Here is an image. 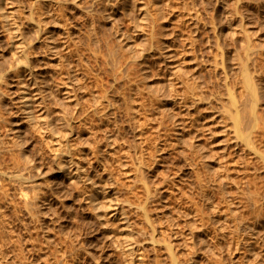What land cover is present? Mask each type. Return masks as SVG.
Listing matches in <instances>:
<instances>
[{"label": "rangeland", "instance_id": "374dc122", "mask_svg": "<svg viewBox=\"0 0 264 264\" xmlns=\"http://www.w3.org/2000/svg\"><path fill=\"white\" fill-rule=\"evenodd\" d=\"M60 1L64 5L63 15L61 10H54L51 13L52 15L46 13L47 23H42L45 32L38 38L35 27H33L34 20L30 18V9L35 11L36 16L34 15V17L39 19V17L41 18L40 12L42 9H46V6L50 9V5L54 3V0H0V65L6 68L7 77L6 86L1 83L0 90V112L5 118L2 117L0 121V169H2L1 173L13 170L12 153L3 150V148L8 146L13 148L14 143H11V141H14L15 137L18 139L23 137L25 139L24 143L28 141L25 144V150L23 149L24 157L26 156L30 159V162H34L36 167L38 165L36 168L34 164L33 167L35 168H32V170L34 169L33 178L40 184L42 198H46V200L45 198H41V201L38 200V203L40 201L39 208L44 210L47 207L44 213L48 211L46 213L48 215L44 213L40 215L41 217L44 216L42 217L43 220H39L40 216L37 217L38 219H30V215L26 214L23 211L24 209L20 207L18 195L14 194L12 189L8 191V196L2 198L1 201L6 207L4 212L1 209L0 219L4 216L0 220V226H6L7 234L15 230L14 234H10L13 237H15L16 231H18L16 235L22 233L18 235V238L20 236L22 238L20 237V241H17V246L16 244L12 246V243L5 245V248L9 249L7 251L4 248L7 254H4L1 250L2 247L0 248L2 251L0 261L3 262V258L1 259L3 254L4 257L8 256V258L6 257L7 262L5 261L4 264H22L25 257L28 264H31V260L37 262L34 264H63L64 262L67 264H171L169 258L166 257L163 244L166 240L172 239L176 243L181 264H264V215H261L263 217L260 218L263 220V223L261 220L263 227L261 224L257 227L261 232L259 233L261 234L260 242H254L253 244V241L250 240L252 246L246 244L247 237L244 235L247 234L246 230L245 232L241 230V235H239L237 232H230L232 228H226L229 232L225 238L223 237V240H220L218 247L214 246L211 241V239H217L221 235L219 223H221V220L223 222L227 213L230 215L235 209L239 215H243L244 212V214H248L246 207L237 201L235 195L233 194V198L231 196L232 191H236L233 180L239 179L250 172L251 177L256 175L257 184L264 187V161L257 153L255 154L254 150H250L240 143H237L238 145L235 143L237 139H234L232 133V119L227 112L229 101L227 89L223 84L224 73L221 69V61L224 60L227 65L229 64L232 67V73L229 65L227 66L229 70L226 69L229 73L230 83L234 84V80L240 76L238 71L235 72L238 69L235 66L236 63H232L234 60L228 58L226 53H223L222 56L220 49L217 48L218 37L216 31L219 28V39H221L219 41H222L224 51L226 48V51L234 49L243 55L245 53L243 45L247 44L249 40V68L259 86H261L260 88L264 90V0ZM91 1L93 3L90 4ZM121 1L126 3L119 6L118 3ZM103 2L104 5L100 4ZM110 2L118 7L114 6L113 10L110 8L111 17L109 19H114L120 31L125 33L124 43H129L139 49L140 42H143L142 40L149 36L152 27L154 29L153 41H150L149 37L147 44L141 51L144 56L137 53L136 60L132 62L133 58L129 56L130 52L122 48L120 52H124V57L129 60L128 64L131 63L128 68L124 65L118 81L112 77L114 74L112 69L105 71L103 68H99L98 62H92L94 58H92L88 44L91 25L86 9H93L92 12L95 13L99 5V9L106 4H108L106 5L108 7ZM101 5L103 6L101 7ZM145 8L152 12L155 11L158 18L149 21L148 24L142 23ZM109 19L105 20V25L99 32V37L103 36L100 43L104 50L106 49L103 43L105 41L110 42L115 48H119L118 35H115L112 20ZM13 21H16L20 26V34L17 37L13 33ZM153 22L156 23L152 26ZM48 30V34H52L55 44H60V46H57L58 52L60 48L63 50L59 54H62L66 59L72 57L69 60L73 63L77 62L78 67L86 68V71H83L84 73L80 69L78 70L80 73H78L75 72L76 67H73L75 73L72 71L71 73H74L75 76L71 75L67 78V72H64L66 75L63 73V80L56 78L54 74L52 75V78L56 79L55 81L59 79L60 82L64 80L65 82L62 83L64 85H61L60 82L52 80L51 87L54 83H58L60 85L57 86V84L56 86L61 88V91L57 93L59 96L57 94L56 96L54 91L56 87L51 88L54 96H49L47 100L48 104H51L50 106L46 107L43 104L40 93L35 94L32 98L30 97L34 115L38 116V119L41 115L45 116L44 114L48 111L53 115L58 113L59 116V113L63 112L61 109L65 108L63 107L64 104L66 103L65 106L69 105L68 107L71 110L69 108L67 116L69 117L70 114L71 117L76 116L74 118L70 117L73 130L68 131L71 134L67 132L68 135H65V137L62 134V139L63 127L58 117L55 118L54 125L56 130L60 131L59 134L56 135L57 131L54 133L48 132L49 129L46 130L45 125L44 129L46 131L43 130V132L47 135L41 130L36 133L37 135L30 132L31 130L26 125V113L20 110L21 100L19 96L20 85L22 83L28 84L29 77L28 75L24 77L22 75L17 76L14 71L9 69L19 53V47L17 48L14 45H17V42L21 41L22 38L27 44H32L33 49H31L34 51L32 60L35 63L38 78L45 77L51 80L49 76L53 72L52 66L46 62L44 57L46 52H44L45 50L41 44ZM67 42L70 45L68 48L72 47L73 49L74 46L72 54H75H67L68 51L65 50L67 49L65 47ZM150 42L154 44L151 45ZM76 54H81L83 58L81 61L85 60L86 62L88 60L86 65L88 67L83 65L86 64L84 61L80 62L79 59H76L78 58ZM74 58L76 59L75 62ZM92 63L96 64L93 65ZM97 64L96 68H91L92 65L96 66ZM131 65H134V68H131ZM66 67L64 68L65 71L67 70ZM108 67L106 66V68ZM89 68L93 70L91 73H88ZM20 71L21 67H19ZM233 73L235 74L233 75ZM80 74H83L80 79L83 82L78 81V84H81L78 86L77 81L74 82V79H76L74 77H79ZM70 82L72 88L75 89L71 92H74L71 99L80 101L78 107L80 105L87 107V112L84 107L81 109V106L80 109L76 106L77 108L73 111L76 101L70 99L69 102V100H65L66 98L63 99V96H67V89L65 90V88L70 86L67 85L71 84ZM234 86L235 92L240 94L238 93L241 92L238 82ZM31 87L27 86L25 89L29 92ZM47 87L48 85L45 83L41 89ZM2 89L7 91V95L3 98ZM77 96L78 98H76ZM131 100L134 104V110L129 108L128 105ZM59 106H62V108ZM259 106L258 110L260 112L264 111V105L260 104ZM89 107L96 110L91 109L92 112L94 111L92 113ZM84 112L87 116L82 114ZM72 113L74 114L72 115ZM18 132L20 135H18ZM41 132L45 138L52 134L49 137L50 140L48 138L46 142ZM114 132L115 134L112 135ZM75 133L78 135L76 136ZM40 135L43 142L39 137ZM17 138L15 140H18ZM56 139L62 143L60 142V145L55 143L58 142ZM65 141L71 146L73 144L74 149L77 148L75 151H77L78 156H75L78 165H82L86 173L92 177L89 191L96 197L92 201L86 198L83 199L84 195L79 186H70L72 178L68 174L71 175L70 170L73 169L74 165L69 166L68 171L70 173L66 174L68 177L63 176V172L58 168L59 158L56 151H58L57 148H63L65 144L68 145ZM107 141H109V144H107ZM45 142L50 143L47 145ZM44 143L45 145H43ZM51 144L55 145L52 147ZM40 146L45 147V149L40 148ZM259 146L264 150L263 143ZM46 150L47 152H45ZM41 152L46 153L47 157ZM16 154H18V151ZM66 158L68 157L65 156ZM39 160H43L41 161L43 164ZM30 162L27 164L29 169H31ZM46 163L51 165L50 168ZM47 168L50 170H47ZM209 173L212 174V180H207L208 175L206 174ZM250 173L246 177L250 176ZM221 174L223 177L225 174L226 177L230 175L227 177L229 180L224 179L227 184L224 188L226 190L225 194H227L226 198L219 194L218 185L213 180ZM231 176L234 179H231ZM7 177L8 173L5 180L4 176L1 177L3 180L1 179L0 185L3 182V187L7 186L8 183L9 186L12 185L13 181L11 182ZM48 184H51L50 188H48ZM148 186L152 191H155L153 192L154 197L150 196L149 199H147L145 190ZM2 188L0 191H2ZM263 189L261 188V195L264 194ZM44 190L45 192H43ZM227 190L231 193L228 194ZM263 197L261 199L264 200ZM263 200H260L261 204L259 203L262 206L259 205L261 214H264ZM139 202L147 205L151 212L150 216L156 220L155 227L159 232L157 241H153L150 237V228L145 223L143 215H141ZM94 204L98 208H94ZM50 206L54 209L53 211L50 210ZM71 210L75 214V218L69 216ZM52 212L57 217L54 218ZM119 212H122V214L119 215ZM27 217L28 219H26ZM123 217L125 219H121ZM7 222L11 227L7 225ZM12 224L15 226H12ZM34 224L40 229H35ZM229 224L231 225L232 221ZM59 230L62 234L59 233ZM209 233L212 236H209ZM231 233L233 236H230ZM236 233L239 235V239L237 238L239 241L234 239ZM202 237H206V240L202 241ZM210 237L212 238L209 241ZM232 238L236 241H233ZM19 243H22L23 250ZM207 246L212 247V249ZM19 248L21 251H19ZM14 250L19 251L21 255L13 252ZM8 252H11L10 255ZM15 253L16 257H12ZM23 254H25L24 259H22ZM28 254L31 255V258ZM17 256L19 259L20 256L22 257L19 260ZM27 263L25 261L24 264Z\"/></svg>", "mask_w": 264, "mask_h": 264}, {"label": "bare ground", "instance_id": "6f19581e", "mask_svg": "<svg viewBox=\"0 0 264 264\" xmlns=\"http://www.w3.org/2000/svg\"><path fill=\"white\" fill-rule=\"evenodd\" d=\"M94 1V0H93ZM100 1V0H99ZM110 1V0H109ZM124 1V0H123ZM123 1H121V2H119L118 3V5L120 6H123L125 3L123 2ZM34 2V1H33ZM37 2V1H36ZM62 1H60V0H54V3L52 4V5H50V9H48L47 8V6H46V9H42V11L40 12V14H41V18L39 17V19H36L35 17H34V15H35V11H33L32 9H30V18L32 19V20H34V24H33V27H35V33H36V36L38 37V38H40L41 36H42V34H44V30H45V28L43 27V24L42 23H47V21H46V13L48 14L49 13V15L54 11V10H61V13H62V11L64 10V5H63V3H61ZM101 2V1H100ZM106 2H107V0H106ZM65 3V2H64ZM91 3H93L92 1L90 2V4ZM111 3V2H110ZM109 3V6L108 7H106V5H108V4H106L103 8H100L99 9V6H98V9H97V11L94 13V12H92V10L93 9H86V12H87V16H88V18H89V22H90V25H91V33L89 34V41H88V44H89V51L91 52V54H92V58H94V59H90L89 58V60H91L92 62H98V64H99V68H103L105 71L108 69H112L113 71H114V74L112 75V77L115 79V80H119L120 79V77H121V72H122V70H123V67H124V65L126 66V68H128V65L130 66V63L131 62H129V64H128V59H126L125 57H124V52L122 53V52H120V51H122V48L124 49V50H127L128 52H130V54H129V56L131 57V58H133L131 61L133 62L134 60H136L135 59V57L137 56L136 54L138 53V54H140V55H143V53H141V51H142V49L144 48V46L147 44V39L149 40V37H150V41L153 39V35H154V32H153V27L151 28V31H150V33L148 34L149 36H147V37H145V39H143L142 41L143 42H140L141 43V46L139 47V49H137V48H135L134 47V45H131V44H129V43H124V38H125V33L124 32H122V31H120V28L116 25V23H115V20L114 19H109L110 17H111V14H110V11L111 10H113L114 9V6H117V5H114V4H110ZM90 4H89V6H90ZM99 4V3H98ZM100 4H103L104 5V2L103 3H100ZM93 5V4H92ZM103 5H101V7L103 6ZM36 6V5H35ZM34 6V8H36ZM85 7V6H84ZM118 7V6H117ZM33 8V7H32ZM110 8H111V10H110ZM38 9V8H37ZM154 9V8H153ZM35 10V9H34ZM88 10V11H87ZM37 11H39V10H37ZM57 12V11H56ZM61 13H59V14H61ZM37 15H38V12H37ZM45 15V16H44ZM52 15V14H51ZM62 15H63V13H62ZM7 16V14L5 15V17ZM36 16V15H35ZM158 18V16H157V14H155V11L154 12H152L151 10H149V9H147V8H145L144 9V13H143V15H142V23H144V24H148L149 23V21L151 22V21H154V19L156 20ZM51 19V18H50ZM106 19H109V20H112V26L114 27V33H115V35H118V47L119 48H115L114 46H112L111 44H110V42H103L104 44H105V46H106V49L104 50V48H102V45H101V43H100V41H102V37L103 36H101V37H99V32H100V30L103 28V26L105 25L104 23L107 21ZM106 20V21H105ZM50 22V21H49ZM60 23V22H59ZM115 23V24H114ZM154 23H156V22H153L152 23V26L154 25ZM50 24V23H49ZM141 27H142V29H143V26L141 25ZM50 30H51V28H50ZM20 26L18 25V23L16 22V21H13V33H14V36L15 37H17L19 34H20ZM48 32H49V30L47 31V34H46V36H44L43 38H44V41H42V47L44 48V52H46L45 54H44V57H45V59H46V62L47 63H49L50 64V66H52V70H53V72H51V75L49 76L50 78H51V80L50 79H47V78H45V77H39L38 78V76L36 75V68H35V63L33 62V60H32V57H33V52L34 51H32V44L31 43H26L22 38H21V41H18L17 42V45H14L15 47H19L18 49V51H19V53L17 54V59L14 61V63H12L10 66H9V69H11L12 71H14V73L17 75V76H19V75H22V77H24V76H27L28 75V77H29V82H28V84H24V83H22V81H21V91L19 92L20 93V100H21V105H20V110H22L23 111V113H26V118H27V126H28V128H29V130H31L30 132H32V134L33 133H37V132H39L40 130L43 132V130H44V132L46 131V130H48V132L50 131V133L52 132V133H54L55 131H57L58 132V130H56V127H55V123H54V120H55V122H56V119L55 118H57L58 117V119L62 122V129H63V133H61V139H62V134L64 135V137H65V135H68V134H66L67 132L68 133H70V131L71 130H73L72 129V124H71V121H70V115H69V117L67 116L68 115V113H69V108L70 107H68L67 105V107L65 106V104H64V106L63 107H65L64 109H61L62 108V106H59V107H61L60 109H61V111L63 110V112H60L59 113V116L56 114V113H54V115H53V113H49L50 111H48V113H45L44 115L45 116H42L41 115V117H39L40 119H38L37 117L38 116H36V115H34V112H33V109H32V102H30L31 101V99H30V97L32 98L35 94H37V93H40L41 94V96H40V99L42 100V102H43V104H45V106L47 107L49 104H48V99H49V96L51 97V96H54V93H53V90L52 89H54V87H56L55 89H54V91H55V95L58 93V92H60L61 91V88H59V87H57V86H59L60 84L61 85H64V84H62L63 82H65V80L64 81H59V79H58V81H55L52 77V75L54 74V76L56 77V78H60V80H63L64 78V75H66L67 74V78H69V77H71V75H73L75 72H78V70L80 69L82 72L86 69V68H82V66H80V67H78V65H77V62L76 63H73V61H71V60H69V59H71V58H69V57H67V59L66 58H64V56L62 55V54H59V52L62 50V48H60L59 50V52H58V48H57V46H60V44L59 45H56L55 44V42H54V40H53V38H52V34H48ZM220 31H219V28H217V31H216V33H217V37H218V43H216V45H217V48H219L220 49V52L222 53V56H223V53H226V54H228V58H231V59H233L234 60V62L232 61V63H236L235 64V66L237 67V69L238 70H236L235 72L237 73V71H238V74H239V78L238 79H235L234 81V84H232V83H230L231 81H230V79L228 78V71L227 70H229V69H227V66L229 65H227V63L224 61V60H222V58H221V66H222V72L224 73V76H223V78H224V80H223V84L225 85V87H226V89H227V93H228V104H229V106L227 107V112H228V115H229V117L232 119V124H233V130H232V133H233V135H234V139L236 140L237 139V141L235 142L236 144L237 143H240V144H242L244 147H248V149H250V150H254L255 151V154L257 153V155L259 156V157H261L262 158V160L264 161V150H263V148H261L259 145H261V143H263V145H264V111H262V112H260V110H258V108L260 107L259 105L260 104H263L264 105V90H262L263 88H260L261 86H259V83L257 82V80H256V78L253 76V74L251 73V70H250V68H249V64H248V56H249V53H248V50L250 49V44H249V40L247 41V44L245 43L244 45H243V48H244V50H245V53L242 55V53L240 54L239 52H236L234 49H228L227 51H226V49H225V51H224V49H223V43L221 44V42L222 41H219V40H221V39H219V33ZM232 34V33H231ZM68 35V34H67ZM88 35V34H87ZM92 35H94V36H92ZM102 35V34H101ZM247 36H248V34H247ZM246 36V37H247ZM88 38V37H87ZM248 38V37H247ZM140 39V38H139ZM104 40H106L105 38H104ZM65 41V40H64ZM63 41V42H64ZM133 41H135V39H133ZM141 41V40H140ZM153 41V40H152ZM95 42V43H94ZM98 43H100L99 45H97ZM65 44V43H64ZM69 43L67 42L65 45V47L67 48V49H65V50H67L68 51V53L67 54H69V55H71L72 54V50H74V46H73V49H72V47L71 48H68V47H70V45H68ZM104 44H103V46H104ZM150 44L151 45H153L154 43L153 42H150ZM19 45V46H18ZM96 45V46H95ZM63 46V45H62ZM76 46H78V45H76ZM88 46V45H87ZM32 48V49H31ZM80 48V47H79ZM104 50H102V49ZM224 48H225V45H224ZM76 50H77V48H75ZM81 49V48H80ZM64 50V51H65ZM81 50H83V49H81ZM238 50V49H237ZM63 51V50H62ZM67 51H65V52H67ZM78 51V50H77ZM87 51H88V49H87ZM89 51L87 52L88 54H89ZM235 51V52H234ZM64 52V53H65ZM83 52V51H82ZM84 52H85V50H84ZM71 53V54H70ZM77 53V52H76ZM80 53V52H79ZM73 54H75V53H73ZM72 54V55H73ZM83 54V53H82ZM77 56L76 57H78V58H76V59H79L80 60V62H83L84 61V63H86V64H83L84 66H86L87 65V61L88 60H86V62H85V60H83V61H81L83 58L81 57V54H76ZM86 56V55H85ZM144 56V55H143ZM230 56V57H229ZM88 57H90V55H88ZM87 57V58H88ZM75 59V58H74ZM76 59L74 60V62L76 61ZM69 60V61H68ZM217 62V61H216ZM220 62V61H219ZM95 63V64H96ZM231 63V64H232ZM88 64H89V62H88ZM91 64V63H90ZM93 64V63H92ZM95 64H93V65H95ZM98 64L96 65V66H91V68L93 69L94 67L96 68L97 66H98ZM216 64V63H215ZM233 64V65H234ZM66 65H67V67H66ZM219 65H220V63H219ZM106 66L108 67V68H106ZM230 66V65H229ZM234 66V67H235ZM19 67H21V71L19 72ZM66 67V71H65V68ZM73 67H76L75 68V72L73 71L74 70V68ZM86 67H88V66H86ZM134 68V65H131V68ZM231 67V66H230ZM51 68V67H50ZM219 68V67H218ZM92 69H88L89 71H88V73H91V71H93ZM227 69V70H226ZM231 69H232V67L230 68V71H231ZM234 70H235V68H233ZM129 70V69H128ZM71 71L72 72H74V73H71ZM86 71V70H85ZM6 68L5 67H2L1 65H0V90H1V83H3L5 86H6V82H7V77H6ZM66 74H65V73ZM104 72V71H103ZM233 71H231V73H232ZM63 73H64V75H63ZM78 73H80V72H78ZM77 73V74H78ZM84 73V72H83ZM94 73V72H93ZM56 74V75H55ZM97 74V73H96ZM127 74V73H126ZM235 73H233V75H234ZM59 75H63L62 77L60 76V77H57V76H59ZM81 75H83V74H80V76L79 77H74V78H76V79H74V82H75V80L77 81L76 83H77V85L79 86V84L81 83V82H83V81H80V79L82 78L81 77ZM85 75V74H84ZM90 75V74H89ZM89 75H88V77H89ZM237 75V74H236ZM42 76V75H41ZM73 76H75V75H73ZM72 76V77H73ZM238 76V75H237ZM48 77V78H49ZM65 77V78H66ZM234 77V76H233ZM92 78H93V76H92ZM236 78V77H235ZM71 79H73V78H71ZM89 79V78H88ZM52 80H54V82H60V84H55L54 82V84L52 85V87H51V84H52ZM69 81H70V79H68ZM232 80V79H231ZM237 80V81H236ZM78 81H80V83L78 84ZM130 82H132L131 80H129ZM230 81V82H229ZM72 82V81H71ZM70 82V83H71ZM238 82V84H239V86L238 87H240V91L241 92H238V93H240V94H237L236 92H235V86L234 85H236V83ZM47 84L48 85V87L46 88V89H41L42 88V85L44 86V84ZM24 84V85H23ZM42 84V85H41ZM32 86L31 88H30V90L31 91H29L28 92V90H26L25 88H27V86ZM57 85V86H56ZM66 85V84H65ZM67 85H70V86H68V87H70L69 88V90H68V87L67 88H65V90L67 89V91H66V94H67V96H63V99H65V100H69V102H70V99L71 98H73V93H71L73 90H75V89H73L72 87V83L71 84H67ZM81 85V84H80ZM77 86V87H78ZM76 87V86H75ZM81 87V86H80ZM52 88V89H51ZM63 88V89H64ZM88 89H90V88H88ZM86 91H88V90H86ZM91 91V90H90ZM7 91L5 90V89H2V98L3 97H5V95H7V93H6ZM35 92V93H34ZM30 93H31V95H30ZM75 93H76V91H75ZM80 93V92H79ZM82 93V92H81ZM68 94H69V96H68ZM88 94V93H87ZM58 95V94H57ZM56 95V96H57ZM75 96H76V94H74ZM201 95H202V93H201ZM59 96V95H58ZM61 96V95H60ZM72 96V97H71ZM76 98H78V96L76 97ZM81 98V97H80ZM20 100H19V103H20ZM62 100V99H61ZM71 100H75V99H71ZM76 102L74 103V109H73V111L75 110V108H77L78 107V104L79 103H81L80 101H77V100H75ZM53 102V101H52ZM94 102V101H93ZM92 103V102H91ZM96 103V102H95ZM17 104V103H16ZM55 104H56V102H55ZM69 104V103H68ZM51 105V104H50ZM49 105V106H50ZM53 105V104H52ZM56 105H58V104H56ZM83 105V104H82ZM91 105V104H90ZM89 105V106H90ZM129 108H131L132 110H134V104H133V102H132V100L129 102ZM19 106V105H18ZM18 106H17V109H18ZM77 106V107H76ZM81 106V105H80ZM79 106V107H80ZM93 106H94V104H93ZM92 106V107H93ZM97 106V105H96ZM78 107V108H79ZM84 107V106H83ZM82 106L80 107L81 109L83 108ZM91 107V106H90ZM89 107V108H90ZM95 107V106H94ZM98 107V106H97ZM54 108H55V106H54ZM79 108V109H80ZM85 108V107H84ZM87 108V107H86ZM85 108V109H86ZM96 108V107H95ZM95 108H93V109H95ZM92 108H90V110H91ZM92 109V110H93ZM19 110V109H18ZM70 110H71V108H70ZM92 110H91V112H92ZM96 110V109H95ZM263 110H264V108H263ZM51 111H52V109H51ZM54 111H57V110H54ZM53 111V112H54ZM60 111V110H59ZM58 111V112H59ZM80 111V110H79ZM47 112V111H46ZM76 112L78 113V111L76 110ZM75 112V113H76ZM86 112H87V109H86ZM88 112L90 113V111H89V109H88ZM94 112V111H93ZM92 112V113H93ZM97 112V111H96ZM51 114V115H50ZM55 114L57 115L56 117H55ZM74 113H72V115H73ZM82 114H86L85 112L84 113H82ZM4 116V115H3ZM2 116V114H1V112H0V121H1V118L3 117ZM51 116H54L53 118L51 117ZM76 116V115H75ZM74 116V117H75ZM80 116V115H79ZM85 116H87V114L85 115ZM73 117V116H72ZM71 117V118H72ZM73 117V118H74ZM81 117V116H80ZM4 118V117H3ZM43 118V119H42ZM5 119V118H4ZM63 120V121H62ZM68 120V121H67ZM72 120V119H71ZM83 120V119H82ZM85 120V119H84ZM88 120H89V118H88ZM91 120H92V118H91ZM16 121V120H15ZM26 121V120H25ZM17 122V121H16ZM91 122V121H90ZM90 122H88V123H90ZM73 123V122H72ZM80 123H81V121H80ZM80 123H79V125H80ZM84 124V123H83ZM93 124V123H92ZM44 125L46 126V130L44 129L45 127H44ZM57 126V125H56ZM59 126V125H58ZM85 126H86V124H85ZM84 126V127H85ZM54 127H55V129H54ZM90 127V126H89ZM27 128V129H28ZM88 129V128H87ZM22 130V129H21ZM68 130H70V131H68ZM62 131V130H61ZM24 132H26V130H24ZM41 132V133H42ZM43 132V133H44ZM60 132V131H59ZM59 132L58 133H56V135L57 134H59ZM73 132V131H72ZM40 133V134H41ZM43 133L41 134L42 135V137L44 138V140H46V142H47V139L52 135H50L49 137H46L45 138V136H43ZM65 133V134H64ZM78 133V132H77ZM92 133V132H91ZM26 134V133H25ZM29 134V133H28ZM27 134V135H28ZM45 135H47V133H44ZM49 134V133H48ZM71 134V133H70ZM76 134V133H75ZM75 134H74V136H75ZM115 134V132L114 133H112V135H114ZM18 135H20V133L18 132ZM22 135V134H21ZM24 135V134H23ZM22 135V136H23ZM37 135V134H36ZM38 135H39V133H38ZM41 135L39 136V137H41ZM53 135H55V134H53ZM78 134H76V136H77ZM12 136V135H11ZM17 136V135H16ZM29 136V135H28ZM59 136V135H58ZM14 137V136H13ZM19 137V136H18ZM30 137V136H29ZM34 137V136H33ZM35 137H37V136H35ZM42 137L40 138V139H42ZM53 137V136H52ZM68 137V136H67ZM73 137V136H72ZM89 137V136H88ZM15 138H17V137H15ZM15 138H14V141H11V139H10V141H11V143L13 142L14 143V147L13 148H11V147H9L8 145V147H4L3 148V150L5 149V150H7V151H9L10 153H12V159H13V164H12V167H13V170L12 171H10V172H8V171H4V172H2L1 173V170L2 169H0V173L2 174V176H4V180H5V177H6V175H7V173H8V177H7V179H9V180H11V182H12V185L10 184V186H9V183H8V185L7 186H5V187H7V188H5V187H3L4 186V183L3 182H1V187H0V189L2 188V191H0V212H1V209H2V212H4V209H5V207H6V205H4V203L3 202H1L2 201V198H6L7 196H8V191H10L11 189H12V191H13V193L14 194H16V195H18L17 197L20 199V207L21 208H23L24 210L23 211H25L26 212V214L28 213L29 215H30V219L31 218H39V216L40 215H42L43 213H44V210L47 208V207H45V209L43 210V209H40L39 208V203H40V201H41V198H42V196H41V194H42V189H41V187H40V184H38L37 182H36V179H34L33 178V171H34V169L32 170V168H35L36 167V164L33 162L32 163V161L30 162V159L29 158H27L26 156L24 157V151H23V149H24V147H25V144L28 142H26L25 141V143H24V140L25 139H23V137H21V138H17L18 140H15ZM59 138V137H58ZM57 138V139H58ZM75 138V137H74ZM77 138V137H76ZM37 139V138H36ZM55 139V138H54ZM54 139H53V142H54ZM56 139V140H57ZM67 139V138H66ZM85 139L87 140V138L85 137ZM29 140V139H28ZM49 140H50V138H49ZM51 140H52V138H51ZM59 140V139H58ZM57 140V141H58ZM64 140H65V138H64ZM63 140V141H64ZM75 140V139H74ZM73 140V141H74ZM36 141V140H35ZM71 141H72V138H71ZM76 141H77V139H76ZM31 142V141H30ZM33 143H34V141H32ZM37 142V141H36ZM42 142H43V139H42ZM45 142V143H46ZM52 142V141H51ZM61 142V141H60ZM60 142L58 141V142H55V143H59V145H60ZM66 142V141H65ZM75 142V141H74ZM10 143V144H11ZM32 143V144H33ZM45 143L43 144V145H45ZM50 143V142H49ZM49 143L47 144V145H49ZM62 143V142H61ZM64 143V142H63ZM67 144H68V142H66ZM70 143V142H69ZM114 143V142H113ZM36 144H38V143H36ZM40 144H41V142H40ZM71 144H72V142H71ZM76 144V143H75ZM107 144H109V141H107ZM35 145V144H34ZM52 145V144H51ZM55 145V144H54ZM54 145H52V147L54 146ZM66 145V144H65ZM64 145V147H63V144L61 145L63 148H57L58 149V151H56V149H55V151H56V153L58 152V158H59V160H58V168H60L61 169V171L63 172V176L65 175V176H67L66 174H68V168H69V166H71V165H74V167H73V169L72 170H74V171H72V170H70V172H71V175L70 174H68V176H70V178H72L71 179V184H70V186L72 185L73 187L74 186H79L80 187V189L82 190V192H83V195H84V197H83V199H88L89 201H92L94 198H96L95 197V195H92L91 193H90V191H89V186H90V184H92V177L91 176H89L90 174H88V173H86V171H85V168L84 167H82V165H78V160H76V156L75 155H77V151H75V149H77V148H73L74 147V145L72 144V146L70 145V144H68V145H66L65 146ZM238 145V144H237ZM57 146H58V144H57ZM56 146V147H57ZM48 147V146H47ZM51 147V148H52ZM113 147V146H112ZM243 147V148H244ZM263 147V146H262ZM39 148V147H38ZM40 148H43V147H41L40 146ZM49 148V147H48ZM65 148V149H64ZM240 148H242V147H240ZM239 148V149H240ZM16 149H18L17 151H18V154H16L17 153V151H14V150H16ZM43 149H45V147L43 148ZM47 149V148H46ZM50 149V148H49ZM53 149V148H52ZM247 149V150H248ZM25 150V149H24ZM78 150H79V147H78ZM0 151H1V148H0ZM37 151V150H36ZM40 151V150H39ZM52 151V150H51ZM253 151V152H254ZM45 152H47V150L45 151ZM54 152V151H53ZM230 152V151H229ZM253 152H251V153H253ZM39 153V152H38ZM42 154H44V152H41ZM55 153V152H54ZM232 153V152H231ZM230 153V154H231ZM49 154H51V153H49ZM45 156H46V153L44 154ZM32 156V155H31ZM30 156V157H31ZM36 156V155H35ZM38 156H40V155H38ZM43 156V155H42ZM65 156L66 157H68V158H66L65 159ZM78 156V155H77ZM207 156V155H206ZM23 157H24V159H23ZM47 157V156H46ZM32 158H33V156H32ZM43 158V157H42ZM46 159V158H45ZM34 160V159H33ZM44 160V159H43ZM43 160H41V161H43ZM49 160V159H48ZM47 160V161H48ZM40 161V160H39ZM40 161V162H41ZM29 162H30V168L31 169H29V166L27 165V164H29ZM42 163V162H41ZM45 163V162H44ZM52 163V162H51ZM34 164H35V167H33L34 166ZM38 164V163H37ZM43 164V163H42ZM47 164V163H46ZM48 165V167L49 166H51V165H49V164H47ZM209 165V164H208ZM208 165H207V167H208ZM28 166V167H27ZM39 166H41V165H39ZM7 167V166H6ZM9 167V166H8ZM7 167V168H8ZM11 167V168H12ZM37 167H38V165H37ZM36 167V168H37ZM47 167V166H46ZM2 168V167H1ZM50 168V167H49ZM49 168H47V170L49 169ZM39 169V168H38ZM46 169V168H45ZM210 169V168H209ZM7 170V169H6ZM11 170V169H10ZM42 170V169H41ZM44 170V169H43ZM47 170H46V172H47ZM50 170V169H49ZM226 170V169H225ZM37 171V170H36ZM209 171V170H208ZM40 172V171H39ZM45 171H44V173H46ZM53 172V171H52ZM69 172V173H70ZM228 172V171H227ZM246 172V171H245ZM38 173V172H37ZM250 172H248V174H249ZM1 174H0V176H1ZM48 174V173H47ZM56 174V173H55ZM224 174V173H223ZM247 173L245 174V176L243 175V177H244V179H243V177H238L239 179H235V180H233V184H234V186H235V188H236V191L235 190H233L232 191V198H233V194L235 195L234 197L235 198H237L238 200V202H240V203H242V205H244V207H246V209H247V211L246 212H248V216L246 215V214H244L243 213V215H245L244 217H243V215H239L238 213H236V211H235V209H234V211H232V214H226L225 216L226 217H224V219H223V222H222V220L220 221L221 223H219L220 225H219V231H220V229H221V235L220 236H218V238L217 239H215L214 238V236H213V238H214V240H212L211 238L212 237H210L209 238V241H210V239H211V241L214 243L213 245L214 246H217L218 247V245L220 244L219 242H220V240L222 239H224L225 238V236L227 235V233L229 232V230L227 231L226 230V228L228 229V228H232V229H230V232H237V233H239V235H241L240 233L242 232L241 230H244V232H245V230L247 231V234H244V235H246V239H247V242H246V244L247 245H251L252 246V243H251V241L250 240H252L253 241V244H254V242L256 243H258V241L260 240V236H261V234H259V233H261L259 230H258V228L257 227H259V225L261 224V220L262 219H260L261 217H263V216H261V215H264V214H261V210H260V200H263V199H261V197H263V193H262V195H261V188H264L263 186L261 187L260 185H258L257 184V181H256V178L257 177H251L252 175H251V173H250V176H247L246 177V175H248ZM40 175H41V173H40ZM206 175H208V177H207V180H212V174L210 175V173L209 174H206ZM226 175V174H225ZM224 175V177L222 176V174H221V176H219V177H216V178H214L213 180H215V182L217 183V185H218V192H219V194H221V196L222 197H224V198H226V196H227V194H225L226 193V190L224 189L226 186H225V184H226V182H224V179L225 178H227V177H229V176H225ZM227 175H228V173H227ZM1 176V177H2ZM35 176H37V175H35ZM44 176V175H43ZM67 176V177H68ZM110 176V175H109ZM0 177V181H1V179L3 180V178H1ZM41 177V176H40ZM45 177V176H44ZM233 177L231 176V179H232ZM69 179V178H68ZM228 179V178H227ZM234 179V178H233ZM229 180V179H228ZM7 182H10V181H7ZM3 183V184H2ZM230 183H231V181H230ZM229 183V184H230ZM5 184H7V183H5ZM42 184V183H41ZM46 185V184H45ZM49 185V187L48 188H50V186H51V184H48ZM47 185V186H48ZM227 185V184H226ZM233 186V185H232ZM260 186V187H259ZM46 187V186H45ZM53 187V186H52ZM42 188H44V187H42ZM54 188V187H53ZM234 188V187H233ZM46 189V188H45ZM50 190V189H49ZM49 190H47V191H49ZM51 190H52V188H51ZM146 195H147V199H149L150 198V196L151 197H154V194H153V192H155V191H152L150 188H149V186L148 187H146ZM264 190V189H263ZM262 190V191H263ZM43 192H45V190L43 191ZM227 192H229L228 190H227ZM264 192V191H263ZM68 193V192H67ZM81 193V192H80ZM231 192H229L228 194H230ZM46 194V193H45ZM43 195H44V193H43ZM70 195V194H69ZM229 196V195H228ZM50 197V196H49ZM43 198H45V197H43ZM42 198V199H43ZM234 198V199H235ZM264 198V197H263ZM40 199V201H39V203H38V200ZM233 199V200H234ZM45 200H46V198H45ZM232 200V201H233ZM230 201H231V199H230ZM235 201V200H234ZM233 201V202H234ZM264 201V200H263ZM46 203V202H45ZM50 203V202H49ZM260 203V204H259ZM263 203V202H262ZM47 204V203H46ZM51 204H53V203H51ZM139 205H140V209H141V215H143V217L145 218L144 220H145V223L149 226V228H150V237H151V239L153 240V241H157L158 240V231H157V229H156V224H155V219L152 217V216H150L151 215V212H150V210L148 209V207H147V205H145V204H142L141 202H139L138 203ZM239 204V203H238ZM264 204V203H263ZM260 205V206H259ZM46 206H48V205H46ZM240 206V205H239ZM52 206H50L49 208H50V210H54V209H52L51 208ZM241 208H242V206H240ZM262 207V206H261ZM20 208V209H21ZM42 208V207H41ZM94 208H98V206L96 205V204H94ZM68 209L70 210V208L68 207ZM243 209V208H242ZM262 209V208H261ZM49 210V209H48ZM232 210V209H231ZM67 211V210H66ZM264 211V210H263ZM2 212L0 213V214H2ZM48 212V211H47ZM46 212V213H47ZM56 212V211H55ZM46 213H44V214H46ZM53 213V212H52ZM124 213V212H123ZM25 214V215H26ZM68 214V213H67ZM122 214V212H119V215H121ZM18 215V214H17ZM46 215H48V214H46ZM52 215V214H51ZM53 215H54V213H53ZM224 215V214H223ZM1 216V215H0ZM4 216V215H3ZM3 216H2V219H3ZM28 216V215H27ZM55 216L56 215H54L53 217L55 218ZM69 216L71 217V218H75V214L73 213V211L71 210V212H69ZM14 217V216H13ZM41 217V216H40ZM42 217H44V216H42ZM42 217L41 218H39V220H41L42 219ZM57 217V216H56ZM228 217V218H227ZM229 217H230V219H229ZM37 218V219H38ZM52 218V217H51ZM51 218H49V219H51ZM226 218V219H225ZM2 219H0V220H2ZM4 219H5V217H4ZM24 220H25V218H23ZM26 219H28V217L26 218ZM36 219V220H37ZM57 219V218H56ZM121 219H125V217H123V218H121ZM6 220V219H5ZM35 220V221H36ZM43 220V219H42ZM52 220H54V219H52ZM51 220V221H52ZM70 220V219H69ZM71 221H72V219H71ZM73 221H74V219H73ZM232 221V224L230 225L229 223ZM2 222V221H1ZM3 222H5V221H3ZM11 222V221H10ZM33 222H34V220H33ZM32 222V223H33ZM37 222V221H36ZM35 222V223H36ZM46 222V221H45ZM47 222H49L48 220H47ZM11 223H13V222H11ZM43 223V222H42ZM53 223V222H52ZM262 223H263V220H262ZM4 224V223H3ZM6 224V223H5ZM39 224H40V222H39ZM43 224H45V223H43ZM51 224V223H50ZM60 224V223H59ZM1 225V224H0ZM7 225H8V222H7ZM14 224H12V226H13ZM32 225V224H31ZM35 225V224H34ZM55 225V224H54ZM9 226V225H8ZM15 226V225H14ZM36 226V225H35ZM35 226H32V227H35ZM40 226V225H39ZM201 226V225H200ZM261 226L263 227V225L261 224ZM6 226L4 225V226H0V241H2L1 242V244L0 245H2V246H0V248H1V250L4 252V254L6 253L7 254V252H5V250H4V248H5V245L7 244V243H9V245L12 243V246H14L16 243L18 244V242L20 241L19 240V238L21 237L22 238V236H20L19 238H18V235H20V234H22V233H20V234H18V235H16L17 233L16 232H18V231H16L15 232V237H13V235H10L11 233H13L14 231H11V233L9 234V236H7L8 234H7V232H6V228H5ZM9 227H11V226H9ZM17 227V226H16ZM41 227V226H40ZM45 227V226H44ZM43 227V228H44ZM8 228V227H7ZM28 228V227H27ZM36 228H39L38 226H36L35 227V229ZM261 228V227H260ZM259 228V229H260ZM264 228V227H263ZM11 230H12V228H10ZM18 229L20 230V228L18 227ZM22 229V228H21ZM40 229V228H39ZM200 229V228H199ZM264 230V229H263ZM263 230H261V231H263ZM9 231V230H8ZM60 232L59 233H61V230H59ZM214 231V230H213ZM209 232V231H208ZM215 232V231H214ZM63 233H64V231H63ZM233 233V234H234ZM237 233H236V235H234L235 237H234V239H236L237 240V238H238V236L239 235H237ZM14 234V233H13ZM62 234V233H61ZM211 233H209V236H212V234L210 235ZM216 235V234H215ZM217 235H218V232H217ZM262 235H263V233H262ZM17 236V237H16ZM230 236H233L232 235V233H231V235ZM201 237V236H200ZM224 237V238H223ZM242 237V236H241ZM245 238V237H244ZM206 240V237L205 238H201V240L203 241V240ZM239 239V238H238ZM241 239V238H240ZM243 239V238H242ZM241 239V240H242ZM246 239H244V240H246ZM19 240V241H18ZM47 240V239H46ZM45 240V241H46ZM232 240H233V238H232ZM236 240H233V241H236ZM244 240H243V242H244ZM18 241V242H17ZM232 241V242H233ZM237 241H239V240H237ZM262 241V240H261ZM24 242V241H23ZM47 242V241H46ZM204 242H206V241H204ZM243 242H241V243H243ZM260 242V241H259ZM239 243V242H238ZM17 244H16V246H17ZM20 244V243H19ZM22 244V243H21ZM20 244V245H21ZM24 244V243H23ZM240 244V243H239ZM243 244H245V243H243ZM207 245H210V244H207ZM212 245V244H211ZM236 245H237V242H236ZM242 245V244H241ZM19 246V245H18ZM22 246V245H21ZM163 247L165 248V250H166V257L167 258H169V260H170V263L171 264H181L180 262V257H179V254H178V250L176 249V243H175V241H173L172 239H169V240H166L165 242H164V244H163ZM207 247H210V246H207ZM42 248H43V246H42ZM6 249V248H5ZM18 249V248H17ZM20 249V248H19ZM40 249V248H39ZM137 249H139V248H137ZM210 249H212V247H210ZM0 250V253L2 252ZM7 250V249H6ZM9 250V249H8ZM7 250V251H8ZM11 250H13V249H11ZM10 250V251H11ZM22 250H23V246H22ZM26 250V249H25ZM24 250V251H25ZM41 250V249H40ZM39 250V251H40ZM43 250H44V248H43ZM19 251H21V249L19 250ZM19 251H16V250H14L13 252H17V254H20L21 255V253H19ZM24 251H22L23 253H24ZM42 252H44V251H42ZM9 253V252H8ZM11 253V252H10ZM10 253H9V255H10ZM41 253V252H40ZM26 254V253H25ZM25 254H23V257L22 256H20V259H21V257H22V259H24V257H25ZM64 254V253H63ZM1 255V254H0ZM16 255V253L15 254H13V256L12 257H16L15 256ZM29 255V254H28ZM42 255V254H41ZM30 256V258H31V255H29ZM33 256V255H32ZM39 256V255H38ZM43 256V255H42ZM6 257L8 258V256L6 255ZM6 257H4V255L2 254V256H1V259L3 258V262L2 261H0V264H4V262L7 260V258ZM11 256H10V258H12ZM40 258H41V256H39ZM17 258H18V256H17ZM16 258V259H17ZM30 258H27V259H30ZM32 258H34V257H32ZM58 258V257H57ZM56 258V259H57ZM19 259V258H18ZM19 259V260H20ZM13 260H15V259H13ZM35 260V259H34ZM58 260V259H57ZM10 261V259L8 260V262ZM16 261V260H15ZM22 261V260H21ZM24 261V260H23ZM25 261H26V263H27V261L28 260H26V257H25ZM25 261H24V263H25ZM54 261H55V259H54ZM53 261V262H54ZM7 262V261H6ZM5 262V263H6ZM11 262H12V260H11ZM36 262V261H35ZM33 260H31V264H34L35 263ZM17 263V262H16ZM21 263V262H20ZM23 262H22V264H24ZM37 263V262H36ZM55 263H57V261H55ZM8 264V263H7ZM9 264H13V263H9ZM28 264V263H27ZM52 264V263H51ZM63 264H67V263H63Z\"/></svg>", "mask_w": 264, "mask_h": 264}]
</instances>
